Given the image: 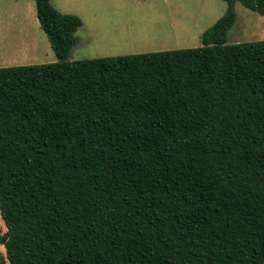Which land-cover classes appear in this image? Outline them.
Here are the masks:
<instances>
[{
  "label": "trees",
  "instance_id": "16d2710c",
  "mask_svg": "<svg viewBox=\"0 0 264 264\" xmlns=\"http://www.w3.org/2000/svg\"><path fill=\"white\" fill-rule=\"evenodd\" d=\"M0 69V264H264V41Z\"/></svg>",
  "mask_w": 264,
  "mask_h": 264
},
{
  "label": "rangeland",
  "instance_id": "374dc122",
  "mask_svg": "<svg viewBox=\"0 0 264 264\" xmlns=\"http://www.w3.org/2000/svg\"><path fill=\"white\" fill-rule=\"evenodd\" d=\"M83 24L69 61L198 49L224 17V0H51ZM228 44L264 41V16L237 4ZM35 0H0V69L58 63ZM0 233L6 227L0 215ZM0 253L5 249L0 246Z\"/></svg>",
  "mask_w": 264,
  "mask_h": 264
},
{
  "label": "crops",
  "instance_id": "0c3cea01",
  "mask_svg": "<svg viewBox=\"0 0 264 264\" xmlns=\"http://www.w3.org/2000/svg\"><path fill=\"white\" fill-rule=\"evenodd\" d=\"M65 14V13H64Z\"/></svg>",
  "mask_w": 264,
  "mask_h": 264
}]
</instances>
